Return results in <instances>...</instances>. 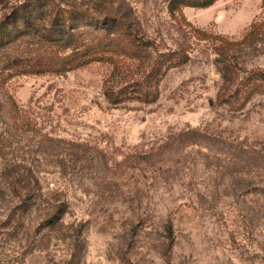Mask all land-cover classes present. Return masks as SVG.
Listing matches in <instances>:
<instances>
[{
	"label": "rangeland",
	"instance_id": "1",
	"mask_svg": "<svg viewBox=\"0 0 264 264\" xmlns=\"http://www.w3.org/2000/svg\"><path fill=\"white\" fill-rule=\"evenodd\" d=\"M204 1L0 0L95 51L0 49V264H264V0Z\"/></svg>",
	"mask_w": 264,
	"mask_h": 264
},
{
	"label": "trees",
	"instance_id": "2",
	"mask_svg": "<svg viewBox=\"0 0 264 264\" xmlns=\"http://www.w3.org/2000/svg\"><path fill=\"white\" fill-rule=\"evenodd\" d=\"M214 1L215 0L204 1L201 6H211ZM42 7V4L31 3L30 5H27L23 3L11 8L8 15H5L4 18L0 20V49L9 45L12 41H14V39H21L23 37H36L40 39L41 50L38 51L37 49L33 54V58H18L19 63L25 60V66H28L26 67L27 69H23V73L21 74H26L29 70L35 72L36 74L46 73L49 71L51 66L55 71H58L64 66H68V69L72 70L92 62L95 58V51L89 50L88 43L81 44L79 46L73 45L74 36L70 33L75 29V27H71L66 24L73 21L74 18H65L60 15V11H57L53 13L48 25L43 26L39 23L41 16H38V12ZM64 13L66 14V12ZM12 33H14L13 36ZM57 43L60 46H64L63 48L66 49L74 46L71 54L67 57H54L51 59L50 55H52V51L50 49ZM79 49H82L83 53L76 62L75 58L78 55L77 51ZM70 59L73 60L70 61ZM237 92L238 91H235V93ZM105 94L106 97L108 96L110 98V92L108 90H105Z\"/></svg>",
	"mask_w": 264,
	"mask_h": 264
}]
</instances>
